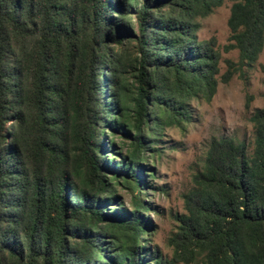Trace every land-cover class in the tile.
<instances>
[{"label": "trees", "instance_id": "16d2710c", "mask_svg": "<svg viewBox=\"0 0 264 264\" xmlns=\"http://www.w3.org/2000/svg\"><path fill=\"white\" fill-rule=\"evenodd\" d=\"M231 1L238 64L225 80L264 43V0ZM223 2L0 0V264H264V107L249 117L250 150L211 139L172 262L140 237L151 235L144 144L214 95L219 54L196 38L195 16ZM108 119L130 140L121 155L109 139L118 162L102 155ZM117 186L129 207L112 206Z\"/></svg>", "mask_w": 264, "mask_h": 264}, {"label": "rangeland", "instance_id": "374dc122", "mask_svg": "<svg viewBox=\"0 0 264 264\" xmlns=\"http://www.w3.org/2000/svg\"><path fill=\"white\" fill-rule=\"evenodd\" d=\"M231 3V0H224L210 14L195 16L196 38L213 41V47L219 54L218 84L214 95L210 100L203 97L190 99L187 116L180 124L163 125L158 140H149L144 144L142 156L148 184L143 186L142 192L150 206L146 217L151 225L146 231L151 232V235L142 234L140 237L146 245L156 246L159 254L171 262L174 247L170 237L177 231V217L185 212L184 195L195 187L194 175L204 170L211 139L232 137L244 141L250 150L253 128L249 117L255 108L264 107V43L257 60L251 66H236L232 69V75L225 80L229 70L228 61L238 64L237 50L226 48L229 43L227 20ZM105 76L108 77L106 73ZM107 97L108 93L105 94L108 100ZM109 123L108 119L106 136L102 140L105 145L102 155L108 161L118 162L117 154H112L109 139L114 141L115 151L121 152V155L130 150V140L120 133H109ZM117 193L119 199L112 206L117 207L116 204L121 200L125 207H129L131 191L117 186ZM173 264L200 263L177 261Z\"/></svg>", "mask_w": 264, "mask_h": 264}]
</instances>
